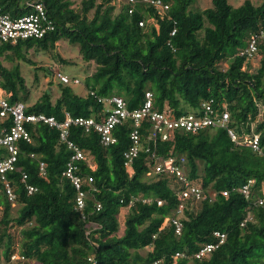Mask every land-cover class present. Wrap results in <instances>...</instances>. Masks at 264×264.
Here are the masks:
<instances>
[{
  "label": "trees",
  "instance_id": "obj_1",
  "mask_svg": "<svg viewBox=\"0 0 264 264\" xmlns=\"http://www.w3.org/2000/svg\"><path fill=\"white\" fill-rule=\"evenodd\" d=\"M25 1L0 4L5 11L21 14L30 11ZM41 1L54 30L40 38L0 44V86L10 94V102L28 98L15 61L31 62L26 57L30 49L51 50L65 39L95 66L83 80L86 94L58 80L56 98L52 101L46 89L26 105V113H44L59 121L66 112L89 117L103 107L98 97L109 95L123 97L133 109L142 105L146 91L152 93L156 109L176 115L199 113L201 104L211 101L215 111H228V126L237 138L258 133L260 152L237 144L226 128L211 126L194 133L176 129L170 140L148 142V124L143 123L144 147L149 144L163 156L184 157L188 178L200 180L206 194L198 203L186 201L182 228L176 233L167 221L181 203L171 178L147 175L144 148L133 160L132 172L124 166L123 152L131 145L128 123L115 127L117 140L107 146L95 131L69 127L67 139L92 155L95 165L77 161L81 172L93 177L95 188L85 199L86 218L75 209V189L62 175L73 151L61 141L58 129L26 123L31 139L17 140L13 168L5 173L16 194L14 214L12 202L0 190V254L8 258L14 251L9 231L14 226L20 232L19 251L26 258L17 264H88L89 256L97 264H150L158 259L172 264L176 252L185 254L176 264H264V202H257L264 191V43L251 57L239 54L250 34L264 30V0H243L237 6L211 0L205 8H195L194 0H163L168 4L164 12L138 3L131 13L128 0H120L119 6L112 0H81L78 6L72 0ZM11 123L0 121V129ZM5 157L7 151L0 147V159ZM22 172L27 174L24 182ZM249 180L253 182L246 198L238 188ZM26 184L36 190L29 194ZM215 230L225 232V240L209 255L196 258L203 244L217 242Z\"/></svg>",
  "mask_w": 264,
  "mask_h": 264
},
{
  "label": "built area",
  "instance_id": "obj_2",
  "mask_svg": "<svg viewBox=\"0 0 264 264\" xmlns=\"http://www.w3.org/2000/svg\"><path fill=\"white\" fill-rule=\"evenodd\" d=\"M132 5L129 12L131 13L134 5L138 3H146L153 6L157 11L164 12L168 9V4L163 0H128ZM26 7L30 8L29 12L12 14L5 11L0 4V44L17 43L19 40L27 38H40L48 32L54 30V23L49 18L45 4L41 0H26ZM142 23L140 22V25ZM175 32L172 29L171 35ZM264 43V30L250 34L247 39V45L239 54L247 57L253 56L258 51V45ZM54 77L66 84H80L81 81L77 77H69L60 70L54 72ZM90 94L94 95L93 91ZM10 94L0 86V121L10 119L11 125L0 129V147L7 151V157L0 159V190H3L8 199L13 203L16 194L9 180L5 177L6 171L13 168L18 146V139L30 141V135L26 128V123L42 122L50 127H54L60 131L61 141L66 142L67 148L73 151V155L67 162L62 175L69 179L75 189V209L79 211L82 218H86L84 207L85 199L90 191L95 190L92 182L93 177L88 173H82L77 161L84 160L87 165L92 168L95 166L93 157L86 150L79 147L74 142L67 139L69 127L77 125L83 127L85 131L93 130L98 136L101 144L110 145L116 142L117 138L114 134V129L117 125L128 123L129 137L131 145L123 152L124 166L129 172L133 169V160L138 156L140 150L145 149L148 153L149 171L147 175L164 174L171 178V185L174 187L177 197L181 201L175 210L174 215L167 218L169 224L173 225L175 232L179 233L182 228L181 218L183 215V206L186 201L198 203L206 198L200 180L188 178L185 168V158L176 157L174 155L163 156L156 149H153L149 144L144 147L141 141L140 128L143 123L148 124V133L146 141H167L170 140L176 129L196 132L204 127H222L226 128L231 139L237 144H243L251 147L254 151L260 152V139L258 133L245 135L242 139L237 138L233 129L228 126L229 113L226 109L215 111L211 101H205L201 104L199 113H187L176 115L170 110H158L154 107L153 96L150 91L145 92V99L141 106L130 109L127 106L125 99L118 95L99 96L98 101L103 104L98 115L89 117L77 116L73 117L68 112L65 113V118L62 121L57 120L55 116L46 115L44 113H26V104L22 101L10 102ZM40 171H44V162H40ZM27 174L22 172L21 180L24 182ZM253 180H249L248 184H244L238 188L242 194L249 197V185ZM175 183V184H174ZM87 186V189L83 187ZM28 193L36 190V187L26 184ZM228 191H222L223 195H227ZM215 193H212V197ZM150 201V199H143ZM259 204L264 202L263 195L257 197ZM158 204L162 201L158 200ZM101 207L100 203H96V209ZM244 223L241 222V225ZM213 236L217 242H208L203 244L198 251L194 253L196 258L207 256L212 250L218 247L226 238V233L215 230ZM183 252H176L173 256L172 264H176L178 257H183ZM25 256L20 251H13L8 258L0 254V264H17L24 262ZM88 264H97L94 256L88 257ZM150 264H161V259L155 260Z\"/></svg>",
  "mask_w": 264,
  "mask_h": 264
},
{
  "label": "rangeland",
  "instance_id": "obj_3",
  "mask_svg": "<svg viewBox=\"0 0 264 264\" xmlns=\"http://www.w3.org/2000/svg\"><path fill=\"white\" fill-rule=\"evenodd\" d=\"M24 1V0H23ZM75 6H78L81 0H72ZM98 2L100 0H97ZM120 0H112L116 6H119ZM232 5L237 6L243 0H228ZM255 3H260V0H252ZM211 0H194L193 6L195 8H205L210 6ZM31 62L25 60L15 61L18 62L19 70L25 80L26 92L28 98L26 105H31L39 99L46 89H50L51 100L53 101L58 95L57 82L58 79L54 77L53 72L60 70L67 74L69 77H77L80 79V84H72L75 93L85 95L87 92L83 80L87 74L94 71V64L86 62L81 58L78 47L71 45L65 39H61L56 43L55 48L47 51H35L30 49L26 56ZM42 67H50V70L42 69ZM25 91H22L23 95ZM201 165V163L199 164ZM175 184V183H174ZM14 214L18 208L16 202L12 203ZM123 216L124 210L122 209L119 214L120 231L123 229ZM12 235L13 250H20V232L18 227H10ZM150 247L142 249L141 252L145 253ZM28 264H37L35 260H28Z\"/></svg>",
  "mask_w": 264,
  "mask_h": 264
}]
</instances>
